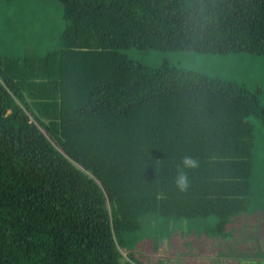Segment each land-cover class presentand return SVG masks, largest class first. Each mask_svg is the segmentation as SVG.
<instances>
[{
  "label": "trees",
  "instance_id": "1",
  "mask_svg": "<svg viewBox=\"0 0 264 264\" xmlns=\"http://www.w3.org/2000/svg\"><path fill=\"white\" fill-rule=\"evenodd\" d=\"M58 1L59 49L0 57V264H143L125 236L147 217L259 213V92L126 52L262 56L264 0Z\"/></svg>",
  "mask_w": 264,
  "mask_h": 264
},
{
  "label": "rangeland",
  "instance_id": "2",
  "mask_svg": "<svg viewBox=\"0 0 264 264\" xmlns=\"http://www.w3.org/2000/svg\"><path fill=\"white\" fill-rule=\"evenodd\" d=\"M65 28L63 6L58 0H0V57H43L61 47ZM127 56L150 67L168 62L182 70L236 83L259 92L264 105V55L249 53L227 55L196 52H144L129 50ZM255 126L253 195L251 202L264 194V123L251 118ZM259 210V209H258ZM264 208L247 211L239 220H231L222 232L211 216L192 221L177 220L161 228V220L148 217L143 228L127 239L125 252L143 264H264ZM164 222L168 218L160 217ZM215 230V231H214Z\"/></svg>",
  "mask_w": 264,
  "mask_h": 264
},
{
  "label": "clouds",
  "instance_id": "3",
  "mask_svg": "<svg viewBox=\"0 0 264 264\" xmlns=\"http://www.w3.org/2000/svg\"><path fill=\"white\" fill-rule=\"evenodd\" d=\"M199 166V162L192 157H184L181 165L177 166L176 187L180 191H186L189 187V176L187 169H195Z\"/></svg>",
  "mask_w": 264,
  "mask_h": 264
},
{
  "label": "crops",
  "instance_id": "4",
  "mask_svg": "<svg viewBox=\"0 0 264 264\" xmlns=\"http://www.w3.org/2000/svg\"><path fill=\"white\" fill-rule=\"evenodd\" d=\"M210 264V263H209Z\"/></svg>",
  "mask_w": 264,
  "mask_h": 264
}]
</instances>
